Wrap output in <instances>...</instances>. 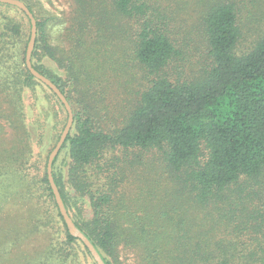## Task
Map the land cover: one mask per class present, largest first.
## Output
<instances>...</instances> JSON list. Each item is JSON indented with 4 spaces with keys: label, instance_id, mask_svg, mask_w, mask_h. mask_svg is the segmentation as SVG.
Segmentation results:
<instances>
[{
    "label": "trees",
    "instance_id": "1",
    "mask_svg": "<svg viewBox=\"0 0 264 264\" xmlns=\"http://www.w3.org/2000/svg\"><path fill=\"white\" fill-rule=\"evenodd\" d=\"M22 1L36 19L32 65L73 111L52 176L102 260L123 264L127 249L137 264H264V0H74L65 49L48 41L50 17ZM199 33L210 65L193 79L172 80L165 68ZM29 35L24 12L0 2V184L20 204L4 208L0 192V264H97L67 229L47 159L41 174L33 161L50 122L63 127L67 112L25 66ZM132 65L144 83L122 105L121 123L104 129L96 121L101 82L131 76ZM107 148L163 150L170 185L133 196L118 170L95 187L87 167ZM242 178L260 181L243 188ZM227 234L262 240L247 245Z\"/></svg>",
    "mask_w": 264,
    "mask_h": 264
},
{
    "label": "rangeland",
    "instance_id": "2",
    "mask_svg": "<svg viewBox=\"0 0 264 264\" xmlns=\"http://www.w3.org/2000/svg\"><path fill=\"white\" fill-rule=\"evenodd\" d=\"M37 3L44 15L50 17L48 23V41L53 46H60L65 49L69 45V39L67 35V22L68 17L74 12L75 2L74 0H33ZM27 46V45H26ZM242 50L245 49L244 45H240ZM181 54L172 59L165 68L166 74L172 80L181 79H193L197 77L205 68L211 63V57L208 52L207 42L205 36L201 33L194 35L191 39L182 42ZM63 54L61 53L60 56ZM44 63L52 68H58V64L51 59L45 57ZM58 70L62 75L66 73L65 67L60 66ZM137 65L131 68V76L121 77L114 79L106 75L101 84L100 93L103 95V103L100 105L98 118L96 121L104 129H110L111 127L119 125L122 119L120 111L122 105H126L128 101L136 97L134 92L141 87L142 72ZM152 76V75H151ZM130 90L131 93L127 91ZM38 98H42V103L47 107H52V99L49 98L48 92L38 87ZM125 112V110H124ZM66 122V121H65ZM65 125V123H64ZM63 125V127H64ZM61 123L58 121L54 125V120L50 122L46 130V139L40 146H34L33 161L36 163L38 173L41 174L44 169V163L48 158V155L54 147L57 140L55 136L59 135L63 129ZM54 144V145H53ZM53 147L51 148V146ZM51 148V149H50ZM50 149L48 155L47 151ZM163 150L158 148H149L146 150L140 149H121V148H107L102 152L101 158L95 160L88 167V173L94 177V186L100 187L104 185L107 180L112 177L113 172L123 171L127 192L131 195H140V193L148 194V189L156 190L161 187H168L170 185V179L168 173L165 172L161 164H163ZM68 168V166H65ZM33 165L31 166V170ZM121 175V174H120ZM244 187L246 185H258L252 179H243ZM260 186V185H259ZM263 189V188H262ZM121 191V190H120ZM264 191V190H263ZM0 192L6 194L3 207L8 208L12 206L20 207L19 203L12 204L11 187L4 184H0ZM149 194H151L149 192ZM148 194V195H149ZM78 199V205L83 209L84 216H90L91 212L88 209L86 203L82 202L81 198L76 195ZM253 197H256L253 195ZM12 204V205H11ZM227 237L237 239L250 245L254 240H262L257 238L254 234L234 235L227 234ZM123 264H137L134 254L127 249L122 253Z\"/></svg>",
    "mask_w": 264,
    "mask_h": 264
},
{
    "label": "water",
    "instance_id": "3",
    "mask_svg": "<svg viewBox=\"0 0 264 264\" xmlns=\"http://www.w3.org/2000/svg\"><path fill=\"white\" fill-rule=\"evenodd\" d=\"M1 3H7L10 5H14L21 9L24 14L28 17L30 22V35L26 46L25 51V66L29 70V72L37 79H39L41 82H43L46 86H48L59 98V100L62 102L66 112H67V118L65 125L59 135V138L57 142L55 143L54 147L50 151L47 162H46V175L49 182V185L52 189L55 202L57 204L58 210L60 214L62 215L67 229L69 233L77 238H79L84 245L87 247L91 255L93 256L94 260L97 262V264H106L100 254L98 253L97 249L94 247L92 242L88 239V237L75 225L72 218L68 214L66 207L64 205V202L62 200V197L60 195V192L58 190L57 185L54 182L53 176H52V162L55 156L57 155L58 151L60 150L64 140L66 139L69 130L73 123V111L72 108L67 101L64 94L60 91V89L45 75L40 73L38 70H36L31 61V53L34 47L35 43V37H36V19L33 15V13L30 11V9L27 7V5L22 0H0Z\"/></svg>",
    "mask_w": 264,
    "mask_h": 264
}]
</instances>
